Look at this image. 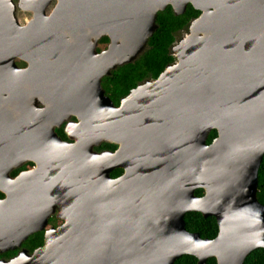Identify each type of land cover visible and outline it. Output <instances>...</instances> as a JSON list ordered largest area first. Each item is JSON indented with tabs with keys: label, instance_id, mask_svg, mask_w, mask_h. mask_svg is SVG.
Listing matches in <instances>:
<instances>
[{
	"label": "water",
	"instance_id": "95a60500",
	"mask_svg": "<svg viewBox=\"0 0 264 264\" xmlns=\"http://www.w3.org/2000/svg\"><path fill=\"white\" fill-rule=\"evenodd\" d=\"M188 4L200 14L170 45L173 62L115 106L102 78L144 52L158 12L169 6L179 16ZM50 24V35L41 36L51 40L43 38L40 50L51 63L41 67L57 76L61 107L77 118L70 130L90 161L100 157L91 154L93 145L118 142L110 157L125 171L112 181L106 169L104 182L89 186L98 192L86 191L85 208L50 234L85 238L86 250L93 251L65 260L175 264L188 255L196 264L210 258L243 264L264 249V205L257 199L264 155V0H58L35 26ZM101 37L109 43L96 53ZM130 179L132 192L119 195L116 187ZM190 212L215 218L214 239L186 230ZM12 229L0 226V235Z\"/></svg>",
	"mask_w": 264,
	"mask_h": 264
},
{
	"label": "flooded vegetation",
	"instance_id": "af4514ba",
	"mask_svg": "<svg viewBox=\"0 0 264 264\" xmlns=\"http://www.w3.org/2000/svg\"><path fill=\"white\" fill-rule=\"evenodd\" d=\"M57 4L0 0V226L15 228L0 235V264H69L65 258L90 256L85 238L50 234L85 208L86 191L104 182L106 169L112 181L125 172L122 161L110 157L119 150L118 142L93 145L91 154L100 157L89 160L88 149L70 130L77 118L61 107L57 76L41 67L51 63L40 50L42 39L51 37L41 33L50 35L45 31L52 26L35 24L49 18ZM36 14L40 17L34 21ZM105 38L97 40L96 53L106 48ZM131 185L132 179L116 191L130 194Z\"/></svg>",
	"mask_w": 264,
	"mask_h": 264
},
{
	"label": "trees",
	"instance_id": "16d2710c",
	"mask_svg": "<svg viewBox=\"0 0 264 264\" xmlns=\"http://www.w3.org/2000/svg\"><path fill=\"white\" fill-rule=\"evenodd\" d=\"M198 11L190 5L186 11L179 16H175L170 7L158 12L156 17L157 29L149 38L144 52L132 63L123 65L111 71L110 75L102 79V87L105 95L113 104L129 94L138 83L147 79H156L165 67L173 62V57L168 53L170 45L175 41L176 35L187 30L192 18H196ZM105 41L107 38L104 39ZM216 136V131H211L207 143ZM197 196H201L203 191H195ZM257 199L264 205V155L258 170V190ZM185 227L189 232L198 233L201 238L214 239L218 233V227L213 217L203 218L200 213L190 212L184 216ZM197 260L193 256L184 255L175 261V264H196ZM206 264H216L214 258L207 260ZM243 264H264V249L252 251L244 260Z\"/></svg>",
	"mask_w": 264,
	"mask_h": 264
},
{
	"label": "rangeland",
	"instance_id": "374dc122",
	"mask_svg": "<svg viewBox=\"0 0 264 264\" xmlns=\"http://www.w3.org/2000/svg\"><path fill=\"white\" fill-rule=\"evenodd\" d=\"M181 35V34H180ZM179 36L177 35V37H175V38H178Z\"/></svg>",
	"mask_w": 264,
	"mask_h": 264
}]
</instances>
